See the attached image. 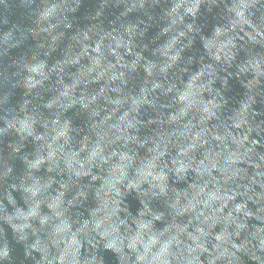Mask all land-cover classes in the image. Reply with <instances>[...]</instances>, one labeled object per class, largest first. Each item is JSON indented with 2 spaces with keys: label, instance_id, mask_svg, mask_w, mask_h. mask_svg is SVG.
Wrapping results in <instances>:
<instances>
[{
  "label": "clouds",
  "instance_id": "obj_1",
  "mask_svg": "<svg viewBox=\"0 0 264 264\" xmlns=\"http://www.w3.org/2000/svg\"><path fill=\"white\" fill-rule=\"evenodd\" d=\"M0 264H264V0H0Z\"/></svg>",
  "mask_w": 264,
  "mask_h": 264
}]
</instances>
